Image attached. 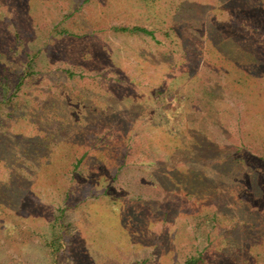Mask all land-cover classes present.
Segmentation results:
<instances>
[{"label": "rangeland", "instance_id": "374dc122", "mask_svg": "<svg viewBox=\"0 0 264 264\" xmlns=\"http://www.w3.org/2000/svg\"><path fill=\"white\" fill-rule=\"evenodd\" d=\"M190 258L264 264V0H0V264Z\"/></svg>", "mask_w": 264, "mask_h": 264}, {"label": "trees", "instance_id": "16d2710c", "mask_svg": "<svg viewBox=\"0 0 264 264\" xmlns=\"http://www.w3.org/2000/svg\"><path fill=\"white\" fill-rule=\"evenodd\" d=\"M125 30H128V28L126 29V28H123L122 29V31H125ZM130 30H132L133 32H139V33H143V34H145V35H151V32L150 31H148V30H146L145 28H142V27H132V28H130ZM8 81V80H7ZM9 82V81H8ZM5 92H7V88L5 89ZM171 111V110H170ZM173 114H174V111H173ZM168 118H169V120H168V122L171 120L172 121V115H169L168 114V116H167ZM165 124L167 125L168 123H166L165 122ZM176 126V124H174L173 126H172V124L169 122V126H168V128H171V127H173V129H174V127ZM174 131H176V130H174ZM171 130H168V133H169V135H171V136H173L174 134H171ZM175 133V132H174ZM175 145H177L178 146V143H175ZM179 146H180V150L181 151H183V148H185L186 146H187V144H182V142H181V145L179 144ZM185 154H186V152H184ZM196 262H197V259L196 258H190V259H188V260H186L185 261V263L184 264H196Z\"/></svg>", "mask_w": 264, "mask_h": 264}, {"label": "crops", "instance_id": "0c3cea01", "mask_svg": "<svg viewBox=\"0 0 264 264\" xmlns=\"http://www.w3.org/2000/svg\"><path fill=\"white\" fill-rule=\"evenodd\" d=\"M188 151H189V150H187V152H188ZM178 152H181V150H179ZM192 154H193V152H191L189 155H192ZM180 155H181V154H180ZM179 161H180V159L177 161V164L180 163ZM148 169H149V168H148ZM148 169H147V170H148ZM184 263H185V262H184Z\"/></svg>", "mask_w": 264, "mask_h": 264}]
</instances>
